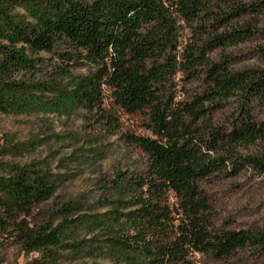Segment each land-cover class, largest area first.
<instances>
[{
  "label": "trees",
  "instance_id": "1",
  "mask_svg": "<svg viewBox=\"0 0 264 264\" xmlns=\"http://www.w3.org/2000/svg\"><path fill=\"white\" fill-rule=\"evenodd\" d=\"M263 14L264 0H0V113L28 110L46 92L89 113H101L106 97L126 113L148 112L152 136H127L147 155V167L133 180L118 174L117 188L125 181L122 189L133 194L109 211L106 261L77 264H193L195 254L228 258L248 247L264 252V224L217 229L199 186L242 170L264 175V120L252 114L264 103V70L232 71L206 55L252 36ZM182 24L200 41L209 37L177 59ZM38 53L58 59L53 77L65 76L64 87L21 76L34 72ZM201 66L207 89L178 99L176 74L194 77ZM232 98L237 107L231 119L214 122L210 109ZM6 168L0 176V245L13 238L27 251L50 256L66 227H103L96 215L67 219L74 206L61 209L63 223L54 228L31 224L32 208L55 191L51 173L32 164Z\"/></svg>",
  "mask_w": 264,
  "mask_h": 264
},
{
  "label": "rangeland",
  "instance_id": "2",
  "mask_svg": "<svg viewBox=\"0 0 264 264\" xmlns=\"http://www.w3.org/2000/svg\"><path fill=\"white\" fill-rule=\"evenodd\" d=\"M256 29L252 36L236 44L207 52V57L225 63L232 71L264 70V14L259 17ZM198 37L191 28L183 24L179 27L173 50L177 59H182L189 46L199 47L209 36L202 35L201 41ZM37 56L34 72L21 76L29 81H54L64 87L65 76L53 77L59 68L58 59L52 53ZM81 72L71 69L72 74ZM208 84L206 67L201 66L194 77L189 78L187 72L177 73L172 91L178 99H190L207 89ZM39 96V104L33 102L28 110L0 113V176L6 173L9 164H32L51 173L55 191L48 200L32 208L28 217L31 224L54 228L63 223L61 209L74 206L75 211L67 219L96 215L102 219L103 227L91 222L66 227L60 244L51 247L50 256H45L42 250L27 251L15 239H6L0 245V264H36L42 260L52 264L105 262L109 211L122 205L119 200L129 201L133 194L122 189L125 181H120L121 188H117L118 174L133 180L143 175L147 167V155L127 136H152L148 112L144 109L126 113L106 97L101 116L99 112L89 113L67 105L54 92ZM236 107L232 98L222 108L210 109L213 121L226 123ZM252 114L256 120H264V103L255 104ZM106 117L114 122L106 125ZM199 186L208 198L211 221L217 229H256L264 224V175L242 170L235 176L209 178L199 182ZM169 202H175L172 195ZM263 260L264 252L248 247L228 258L195 254L193 264H260Z\"/></svg>",
  "mask_w": 264,
  "mask_h": 264
}]
</instances>
